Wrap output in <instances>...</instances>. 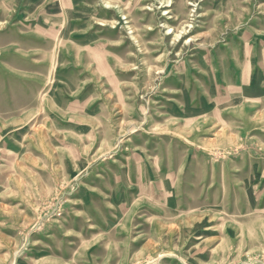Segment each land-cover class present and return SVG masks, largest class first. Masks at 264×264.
I'll return each instance as SVG.
<instances>
[{
    "label": "rangeland",
    "instance_id": "obj_1",
    "mask_svg": "<svg viewBox=\"0 0 264 264\" xmlns=\"http://www.w3.org/2000/svg\"><path fill=\"white\" fill-rule=\"evenodd\" d=\"M0 264H264V0H0Z\"/></svg>",
    "mask_w": 264,
    "mask_h": 264
}]
</instances>
